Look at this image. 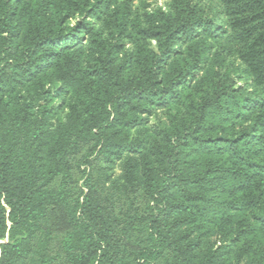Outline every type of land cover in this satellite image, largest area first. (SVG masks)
Wrapping results in <instances>:
<instances>
[{
	"label": "trees",
	"instance_id": "trees-1",
	"mask_svg": "<svg viewBox=\"0 0 264 264\" xmlns=\"http://www.w3.org/2000/svg\"><path fill=\"white\" fill-rule=\"evenodd\" d=\"M169 3L0 0V264H264V0Z\"/></svg>",
	"mask_w": 264,
	"mask_h": 264
},
{
	"label": "rangeland",
	"instance_id": "rangeland-1",
	"mask_svg": "<svg viewBox=\"0 0 264 264\" xmlns=\"http://www.w3.org/2000/svg\"><path fill=\"white\" fill-rule=\"evenodd\" d=\"M118 5H125L130 11L128 20L132 22L136 19L141 27H146V16L153 14L157 10L168 13L170 10L169 0H117ZM132 24V23H130ZM120 175V163H117L113 169V177Z\"/></svg>",
	"mask_w": 264,
	"mask_h": 264
}]
</instances>
